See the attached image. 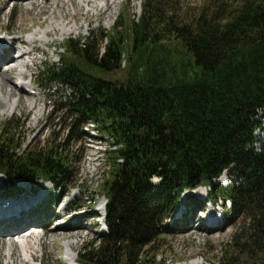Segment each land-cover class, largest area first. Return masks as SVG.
<instances>
[{"label": "trees", "instance_id": "16d2710c", "mask_svg": "<svg viewBox=\"0 0 264 264\" xmlns=\"http://www.w3.org/2000/svg\"><path fill=\"white\" fill-rule=\"evenodd\" d=\"M118 23L65 40L59 62L43 64L44 86L68 89L57 96L60 128L43 145L23 148L16 115L1 120V195H16L15 181L33 190L50 183L49 201L58 202L78 163L71 148L90 124L114 148L97 184L105 233L82 248L81 264H156L155 241L180 230L167 221L181 194L198 187L208 188L205 203L220 202L224 221L241 222L216 264H264V0L220 3L189 19L168 0H145L123 27L129 53ZM124 64L123 79L98 75ZM223 172L225 185L215 182Z\"/></svg>", "mask_w": 264, "mask_h": 264}, {"label": "rangeland", "instance_id": "374dc122", "mask_svg": "<svg viewBox=\"0 0 264 264\" xmlns=\"http://www.w3.org/2000/svg\"><path fill=\"white\" fill-rule=\"evenodd\" d=\"M144 1L0 0V45L12 42L13 49L0 59V123L2 119L16 115L13 120L23 148L43 145L50 132H57L60 128L55 117L57 96L67 95L68 89L63 84L45 87L46 81L40 78L43 64L59 62L65 40H74L89 32H111L117 22L121 25V36L118 35L122 38L123 51L129 53L132 45L130 33L126 35L123 27L128 22L137 21ZM239 1L168 0L174 5L175 13L185 19L196 17L202 8H214L220 3L230 7ZM44 5L47 8L52 5V8L44 9ZM163 44L170 50L175 48L176 41L168 38ZM5 58H8L7 62ZM126 69L127 64H124L121 70L98 75L119 80L125 77ZM262 114L259 112L254 120H259ZM255 133L261 136L259 131ZM113 148L92 125L87 124L80 140L71 148L78 163L70 169L72 179L56 190L55 195L59 197L56 203H52L56 197L51 203L49 201L53 190L50 183L37 184L33 190L27 183L15 181L16 196H3L7 184L0 175V207L3 204L24 205L30 199H34L31 202L37 206L28 212V216H32L29 226L19 225L17 228L16 219L11 224L0 221V264L82 263L79 255L82 248L90 246L105 233L100 207L104 199L100 197L97 184L107 168V151ZM223 174L215 180L216 183L228 184L229 172ZM152 182L157 184L159 180L153 178ZM207 190L196 188L179 199L171 220L167 222L177 220L176 228L180 230L155 241L156 264L217 263L221 249L241 222L229 224L224 221L219 201L195 208L191 199L206 198ZM181 199L186 200L184 204L189 201L188 208L183 206ZM201 207L205 208L204 212H198ZM216 207L218 210L212 214L211 210ZM213 220H216V226L208 229L207 222ZM8 225H13L15 230L6 229L11 227ZM2 229L15 233L19 230V234L3 236Z\"/></svg>", "mask_w": 264, "mask_h": 264}, {"label": "bare ground", "instance_id": "6f19581e", "mask_svg": "<svg viewBox=\"0 0 264 264\" xmlns=\"http://www.w3.org/2000/svg\"><path fill=\"white\" fill-rule=\"evenodd\" d=\"M59 2H60V0H59ZM87 2L90 3V0H87ZM43 8L44 9L52 8V5H50L48 8L45 7V5H44ZM11 44H12V42H9L6 45L4 43H1V45H0V59L1 60H2L1 56L4 53H8L9 51H12L13 50ZM5 59H6L5 62H7L8 61V58H5ZM9 109H12V106H10ZM200 188H202V187H199L197 189H200ZM193 191L194 190H192V191H186V192L183 193V195L184 194H187L189 192H193ZM14 196H16V195H14ZM14 196H12V197H14ZM182 198H183V196H182ZM33 200L34 199H30L24 205L22 204L20 206L15 205V204H3L0 207V221H2V222H9V224H11V223H13V220L16 219V222L18 223L17 228H18L19 225H20V227H22V226H29V218L32 217V216L29 217L28 216V212H31L34 208H37V206L34 205L35 203L34 202H31ZM32 205H34V206H32ZM28 206H30V207H28ZM100 207H101V211H103L104 204L101 205ZM14 213H17V215H14ZM29 215H30V213H29ZM17 220H19V221H17ZM216 220L215 221L213 220V221L207 222V226H216ZM8 226H11V227H7L6 229H8V228L13 229V227H14L13 225H8ZM6 229H2L1 230V234L3 236L19 234V233H17L19 230L16 231V233H15V232H10L9 230H6ZM14 230L15 229H13L11 231H14ZM20 243H22V241H20ZM9 250H10V248H9Z\"/></svg>", "mask_w": 264, "mask_h": 264}]
</instances>
